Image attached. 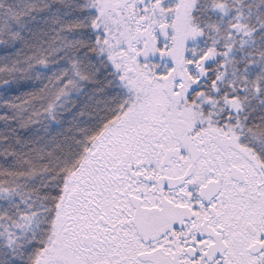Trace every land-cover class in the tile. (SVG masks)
Listing matches in <instances>:
<instances>
[{
	"label": "snow or ice",
	"instance_id": "1",
	"mask_svg": "<svg viewBox=\"0 0 264 264\" xmlns=\"http://www.w3.org/2000/svg\"><path fill=\"white\" fill-rule=\"evenodd\" d=\"M0 264H264V0H0Z\"/></svg>",
	"mask_w": 264,
	"mask_h": 264
}]
</instances>
